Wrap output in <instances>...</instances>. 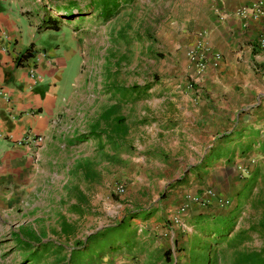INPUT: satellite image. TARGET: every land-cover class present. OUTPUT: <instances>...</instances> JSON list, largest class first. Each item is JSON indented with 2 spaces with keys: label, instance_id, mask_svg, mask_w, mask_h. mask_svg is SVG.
Listing matches in <instances>:
<instances>
[{
  "label": "rangeland",
  "instance_id": "rangeland-1",
  "mask_svg": "<svg viewBox=\"0 0 264 264\" xmlns=\"http://www.w3.org/2000/svg\"><path fill=\"white\" fill-rule=\"evenodd\" d=\"M97 1L37 0L42 15L72 10L61 25L77 35V65L24 206L36 231L49 233L29 238L42 246L35 261L237 264L241 254L264 255L262 165L241 174L230 213L200 221L195 232L181 228L172 205L200 180L216 141L193 118L203 76L191 73L186 52L201 33L193 22L199 0H112L106 20Z\"/></svg>",
  "mask_w": 264,
  "mask_h": 264
},
{
  "label": "crops",
  "instance_id": "crops-1",
  "mask_svg": "<svg viewBox=\"0 0 264 264\" xmlns=\"http://www.w3.org/2000/svg\"><path fill=\"white\" fill-rule=\"evenodd\" d=\"M253 1L199 0L196 5L193 22L201 33L191 48L203 41L219 59L206 56L202 99L196 100L193 118L210 145L213 137L216 141L200 167V180L172 196L174 207L185 197H197L186 201L180 216L187 233L200 221L225 218L244 185L241 174L264 167V15L235 14ZM41 17L37 0H0V264H42L39 255L36 261L32 256L42 246L29 238L49 235L36 231L24 206L35 195L40 149L67 92L69 69L77 65V35L67 25L39 30ZM26 132L42 140L16 143Z\"/></svg>",
  "mask_w": 264,
  "mask_h": 264
},
{
  "label": "built area",
  "instance_id": "built-area-1",
  "mask_svg": "<svg viewBox=\"0 0 264 264\" xmlns=\"http://www.w3.org/2000/svg\"><path fill=\"white\" fill-rule=\"evenodd\" d=\"M263 7L264 0H254L250 4L238 6L235 10V14L241 18H256L257 16L264 15ZM260 46L264 47V43H261ZM209 53L211 54L210 56L213 57V59H219V54L216 52L212 53L210 51V48L203 41L196 42V44L186 52V57L190 64V71L194 76H202L207 65L208 59L206 56H208ZM32 67L33 66L31 65V67L29 68V74L31 75H33ZM41 140V136L26 132L16 143H32L36 145ZM193 200L196 201L197 197H193ZM188 201H190V199ZM217 201L219 202V204L227 203V200L225 199L218 198ZM187 204L188 203L185 200L183 204L178 207V214H181L186 210Z\"/></svg>",
  "mask_w": 264,
  "mask_h": 264
},
{
  "label": "trees",
  "instance_id": "trees-1",
  "mask_svg": "<svg viewBox=\"0 0 264 264\" xmlns=\"http://www.w3.org/2000/svg\"><path fill=\"white\" fill-rule=\"evenodd\" d=\"M98 15L102 18V19H108L110 18L116 11L115 9H111V7L113 6V4H115L114 1L112 0H98ZM54 11L57 12V16L53 17V16H49L48 14H43L41 19H40V24L38 25L37 29H52V30H58L60 28L61 25V18L62 17H66L69 18L72 15V10H69V8H60L57 9V7L54 6ZM64 12V13H60L59 12ZM76 11H79L78 9H76ZM27 55H23L22 57H26ZM134 88V87H132ZM92 133H94L92 131ZM241 263H245V264H264V255H261L260 252H248L245 254H241L240 258L237 262V264H241Z\"/></svg>",
  "mask_w": 264,
  "mask_h": 264
}]
</instances>
